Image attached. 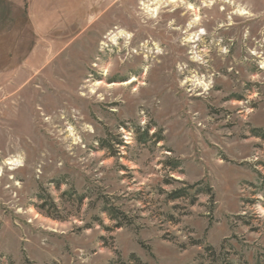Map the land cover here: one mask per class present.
<instances>
[{
	"label": "rangeland",
	"instance_id": "374dc122",
	"mask_svg": "<svg viewBox=\"0 0 264 264\" xmlns=\"http://www.w3.org/2000/svg\"><path fill=\"white\" fill-rule=\"evenodd\" d=\"M0 34V264H264V0H0Z\"/></svg>",
	"mask_w": 264,
	"mask_h": 264
},
{
	"label": "trees",
	"instance_id": "16d2710c",
	"mask_svg": "<svg viewBox=\"0 0 264 264\" xmlns=\"http://www.w3.org/2000/svg\"><path fill=\"white\" fill-rule=\"evenodd\" d=\"M153 136V135H152ZM148 131L145 130L142 133L139 134V140L144 141L146 138H148ZM151 138V137H150ZM158 140H161L160 138ZM262 184L264 185V179L262 181ZM190 189H194V193L190 196V192H188ZM211 187L209 185H203L201 182H196L191 185H187L184 188H175L171 190L168 194L167 197L169 200H176L179 198H185V197H191V202L193 203L199 193H205V194H210L212 197V192H211ZM264 193V192H263ZM80 200V198H79ZM104 212L107 214L109 219L115 220L116 221V227H120L125 223L126 217L125 214L119 211L117 208L114 206H105Z\"/></svg>",
	"mask_w": 264,
	"mask_h": 264
},
{
	"label": "crops",
	"instance_id": "0c3cea01",
	"mask_svg": "<svg viewBox=\"0 0 264 264\" xmlns=\"http://www.w3.org/2000/svg\"><path fill=\"white\" fill-rule=\"evenodd\" d=\"M12 34H13V33L9 32V33L5 34V36H6V35H9V36L12 37ZM0 37H2L1 34H0ZM33 48H34V46L32 47V49H33ZM7 58H8V59H6V61L9 62V60L11 59V57L9 58V56H7Z\"/></svg>",
	"mask_w": 264,
	"mask_h": 264
},
{
	"label": "bare ground",
	"instance_id": "6f19581e",
	"mask_svg": "<svg viewBox=\"0 0 264 264\" xmlns=\"http://www.w3.org/2000/svg\"><path fill=\"white\" fill-rule=\"evenodd\" d=\"M132 79H134V78H132ZM9 162V161H8Z\"/></svg>",
	"mask_w": 264,
	"mask_h": 264
}]
</instances>
